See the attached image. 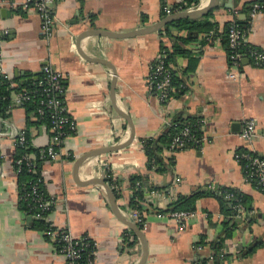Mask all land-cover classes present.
Segmentation results:
<instances>
[{
    "label": "crops",
    "instance_id": "1",
    "mask_svg": "<svg viewBox=\"0 0 264 264\" xmlns=\"http://www.w3.org/2000/svg\"><path fill=\"white\" fill-rule=\"evenodd\" d=\"M174 1H169L171 7ZM252 1L219 0L211 9L215 38L207 40L203 32L186 44L198 60L193 70L186 71L189 57L176 56L172 64L186 88L165 101L147 85L151 63L173 44L162 27L128 37L80 39L83 52L116 66V100L132 116L135 138L123 148L88 157L78 168V178L100 176L111 185L122 214L137 222L147 237L145 264H218L217 254L221 264H264V192L245 179L242 164L235 158L236 150L247 145L240 132L244 121L252 117L257 127L249 146L264 155V66H255L247 57L240 66L231 65L224 41L234 10L238 8L239 17L245 18ZM24 2L0 0V26L9 29L2 40L0 72L37 74L49 62L64 73L65 99L77 120V129L65 137L59 157L43 161L40 167L46 190L56 197L48 221L76 236L93 238L97 264H138L144 250L139 234L117 216L101 184H82L74 177L77 157L124 141L131 132L112 102V67L82 56L77 36L86 28L128 31L157 22L167 15L162 0H56L51 36L43 32L37 10L24 7ZM248 41L264 48V13L251 20ZM181 115L205 120L201 133L205 139L200 146L176 151L167 146L162 155L165 163H171L163 171L151 169L143 139L158 136ZM35 120L25 106L13 102L6 116H0V264H66L46 227L37 225L36 220L43 219L35 218L19 202V174L14 166L19 131L27 129L36 147L50 141V131ZM234 122L238 124L233 126ZM109 171L113 183L107 180ZM135 174L145 178L148 189L142 209L138 208L144 224L137 221L130 204ZM216 185L238 187L251 197L252 209L236 216L234 232L223 241L226 215L217 196L199 197L197 214L185 226L164 210L179 194ZM218 241L222 243L217 253L214 243Z\"/></svg>",
    "mask_w": 264,
    "mask_h": 264
},
{
    "label": "built area",
    "instance_id": "2",
    "mask_svg": "<svg viewBox=\"0 0 264 264\" xmlns=\"http://www.w3.org/2000/svg\"><path fill=\"white\" fill-rule=\"evenodd\" d=\"M56 0H25L24 7H29L37 10L42 20L43 32L46 36H51L55 26V11L54 4ZM170 0H166L165 11L170 14L173 11L169 5ZM203 0H200L198 5L189 7L179 6L178 11L189 10L202 6ZM260 13H264V1L255 0L251 3L247 15L251 20ZM240 10H234V16L229 21L228 25V56L231 65L238 67L241 65L244 57L250 59L255 66H264V48L254 45L248 41V26L242 25L239 22ZM9 34V29L0 26V65L3 61L2 40ZM214 31L206 34L207 38L212 40ZM167 49H162L161 54L151 63L147 85L151 92L156 93L163 101L170 98L171 89L173 86V64H169L166 60ZM2 73L10 79L11 86H16L18 83L12 78L6 70ZM66 84L64 81V73L60 69L53 67L49 62H46L42 67V75L37 78L31 87H22L15 90L12 96L13 103L25 106L28 102L35 103V114L37 117H49V123L42 124L50 131V141L46 145L38 146V151L24 152L23 154L14 157V166L19 174L23 167L26 166L29 171L39 172L37 167L38 158L43 161L56 160L60 151L58 145L63 144L65 137L77 129V120L72 114L68 103L65 99ZM2 94L0 92V98ZM205 120L199 119L198 123L193 125L200 130L204 128ZM257 121L255 118H248L244 121L241 129V137L247 141V145L239 148L235 152V158L240 162L244 159V176L245 179L254 184L255 188L264 192V155L255 151L249 146L256 135ZM205 138L196 135L192 132V122L187 121L172 137L168 146L171 151L184 149L187 146H200ZM28 142L27 130L19 131L16 143L23 145ZM38 180L31 182L29 186H23L19 190V199H26L31 205L35 218L44 219L47 222L45 232L51 236L58 244L59 251L65 256L66 264H97V242L88 235L76 236L64 227L55 226L48 221V216L53 210L56 197L53 194L47 193L39 182L43 184V176L40 174ZM110 175V171L108 172ZM180 177H177L178 181ZM140 181L136 182V186ZM44 185V184H43ZM22 189V191H21ZM135 191V187L131 188V196ZM157 193V191H154ZM232 195V194H231ZM245 213L243 206H238L236 216L242 217ZM197 210H168V215L175 218L182 226L186 225V221L194 217ZM133 215L137 221L144 224L142 212L137 208H133Z\"/></svg>",
    "mask_w": 264,
    "mask_h": 264
},
{
    "label": "trees",
    "instance_id": "3",
    "mask_svg": "<svg viewBox=\"0 0 264 264\" xmlns=\"http://www.w3.org/2000/svg\"><path fill=\"white\" fill-rule=\"evenodd\" d=\"M255 1V0H253ZM252 1V2H253ZM259 1H264V0H259ZM200 0H175L173 3V6L171 7V10L173 12L178 11V8L180 5L183 7H189L192 5H198ZM251 2V3H252ZM250 3V5H251ZM163 4V13L168 14L165 10L164 7L167 4L166 0H162ZM249 5V7H250ZM249 9V8H248ZM213 12L210 10L208 13L203 15L202 17L199 18H191V17H183L176 19L174 21H171L164 25L162 29L164 30V34L170 36L173 40L172 46L169 48L168 46H163L166 48V60L169 64H172V62L175 60L177 55H182V56H187L189 57V65L186 68V71L193 70L194 67L196 66L198 60L192 56H194L191 52V49L186 45L189 43L192 39H196L200 37L201 33L208 34L211 31H216V22L212 21L210 17L212 16ZM239 22L242 25L248 26L250 24V19L248 15H246L245 18L239 17ZM228 25L229 22L226 24L225 29H224V41L227 44V49L228 48ZM205 38L208 40V38L205 36ZM215 38L212 36V40ZM204 39V41H206ZM210 40V39H209ZM229 52V51H228ZM42 75V71L37 73V74H30V73H25V74H19L17 76H13L12 78L18 83L16 86H11L10 84V79L6 77L2 72H0V92L2 94L0 98V116L4 117L6 116V111L9 105L12 104V96L15 90H18L22 87H31L33 83L37 80ZM173 86L174 88L171 89L170 95H180L185 91L186 84L183 82L182 77L178 74V70H176L173 67ZM25 107L27 108V111L29 113H32L36 116L35 112V103L30 101L28 102ZM200 118L198 117H183L181 115L180 117H177L169 126L168 128L159 134L156 137H146L143 139V144H144V149L148 155V166L151 169H156L158 171H163L166 169L167 165L169 163L164 162V157L162 155L163 150L169 146L173 135L180 129L182 128L185 123L188 121L192 122V132L196 133V135H201L202 130L197 129L193 123L197 124L198 120ZM32 122V121H31ZM35 122L43 123V122H48L49 123V117L44 116V117H37ZM30 123V120H29ZM27 130V129H26ZM27 138L28 142L26 144L17 145V152L16 156H19L23 154L24 152H34L36 153L38 151V147L33 146L30 143V135L29 131L27 130ZM62 144L58 145V148H60ZM170 159V158H169ZM173 160V159H172ZM43 162L42 158H38V169L39 172H32L29 171L26 166L23 167L22 171L19 173V186L22 188L23 186H29L31 182H35L38 180L39 176H41L40 172V167ZM240 163L242 164L243 170H244V164L245 160L242 159L240 160ZM107 180L111 183H113V178L112 175H108ZM140 181V184L136 186V182ZM131 184L132 186L135 187V191L130 198V204L133 207H137L139 209H142V200H144L146 197V192L148 189L146 188L145 185V178L141 174H135L132 179H131ZM40 186L45 189V191L48 193L46 190L45 186L39 182ZM147 189V190H146ZM22 191V189H21ZM232 194V195H231ZM205 195H215L219 198L222 210L224 211L226 215V219L224 221V236L220 237V240L223 241L226 236L232 235L234 232V229L237 225V220H236V214L238 211V206H243L244 210L249 211L251 210V197L242 191L240 188L235 187V186H227V185H216V186H201L198 189H196L194 192L191 194H179L177 198L172 201L169 206L164 209V210H180V209H185V210H193L196 209V201L199 197L205 196ZM20 205L22 208L27 210V212L32 213L33 210L31 209V205L27 202L26 199L20 198L19 199ZM54 209V205L53 208ZM144 217V215H143ZM44 220V219H43ZM43 220H36L37 225H40L41 227L43 226L44 228L47 226V222ZM222 242L218 241L215 244V249L217 250V253L220 249V245ZM260 243H254L252 246V250L256 249L257 246H259ZM216 263L221 264V259L220 257L216 256ZM204 264V261H203Z\"/></svg>",
    "mask_w": 264,
    "mask_h": 264
},
{
    "label": "water",
    "instance_id": "4",
    "mask_svg": "<svg viewBox=\"0 0 264 264\" xmlns=\"http://www.w3.org/2000/svg\"><path fill=\"white\" fill-rule=\"evenodd\" d=\"M218 4H219V0H210L209 3L206 5H202V6H199L197 8H193V9H189V10H181V11L172 12L170 14L165 15L162 19L158 20L157 22H154L152 24H149V25L137 28V29H132V30H128V31H113V30H108L105 28L94 27V28H86V29L82 30L77 36L78 51L82 56H84L88 60L106 63L112 67L113 73H114V76L112 79V88H111L112 102H113L114 108L117 110V112L120 113L122 116H124L127 119V121L129 122V124L131 126V132H130V135L128 136V138L124 141L118 142L116 144H111V145L101 146L98 148L91 149V150L83 153L79 157H77L75 159L74 165H73L74 177L76 178V180H78V182H81L82 184H88V183H99V184H101L105 188L107 194L109 195L110 200H111L112 205H113V209H114L115 213L117 214V216L121 220H123L125 223H127L128 226H130L132 229H134L139 234V236L141 237V239L143 241L144 250H143V256H142V258L138 264H145V262L147 260V256H148V251H149L147 237H146L142 227L137 222H134L130 219H127L122 214V212L120 211V208L118 206V203H117V197L115 195V192H114L113 188L111 187V185L106 181V179L104 177L95 176V177L88 178V179H79L78 178V168L88 157L93 156V155H98V154H101L103 152H109V151H113L116 149L123 148V147L129 145L135 138L134 120H133L132 116L130 115V113H128L126 110L122 109L118 105L117 100H116V96H115V94H116L115 85H116V81H117V68H116V66L108 59H105L102 57L89 56L86 52H83L79 48V42H80L81 38H83L84 36H87V35H105V36H109V37H128V36H134V35H138V34H144V33L152 32V31H156V30H159L164 25H166L167 23L174 21L176 19H179V18H183V17L199 18V17H202L203 15L208 13L212 8H214ZM237 124H238V122H234L233 126H236ZM0 125H1V122H0Z\"/></svg>",
    "mask_w": 264,
    "mask_h": 264
}]
</instances>
